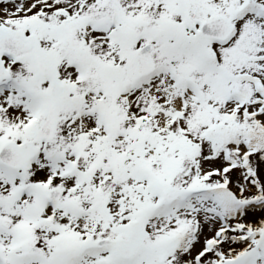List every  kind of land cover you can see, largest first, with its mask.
<instances>
[{
    "label": "snow or ice",
    "instance_id": "1",
    "mask_svg": "<svg viewBox=\"0 0 264 264\" xmlns=\"http://www.w3.org/2000/svg\"><path fill=\"white\" fill-rule=\"evenodd\" d=\"M0 264H264V0H0Z\"/></svg>",
    "mask_w": 264,
    "mask_h": 264
}]
</instances>
